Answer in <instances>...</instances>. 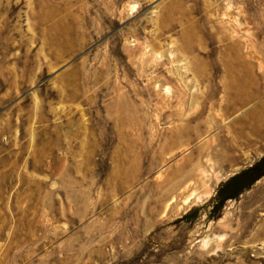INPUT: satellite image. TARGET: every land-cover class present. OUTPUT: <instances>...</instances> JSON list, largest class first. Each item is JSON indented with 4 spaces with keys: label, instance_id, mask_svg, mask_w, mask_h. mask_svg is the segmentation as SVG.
Returning a JSON list of instances; mask_svg holds the SVG:
<instances>
[{
    "label": "rangeland",
    "instance_id": "obj_1",
    "mask_svg": "<svg viewBox=\"0 0 264 264\" xmlns=\"http://www.w3.org/2000/svg\"><path fill=\"white\" fill-rule=\"evenodd\" d=\"M264 0H0V264H264Z\"/></svg>",
    "mask_w": 264,
    "mask_h": 264
},
{
    "label": "flooded vegetation",
    "instance_id": "obj_2",
    "mask_svg": "<svg viewBox=\"0 0 264 264\" xmlns=\"http://www.w3.org/2000/svg\"><path fill=\"white\" fill-rule=\"evenodd\" d=\"M264 176V157L257 162L235 175L225 184L223 192L231 194L244 184H251Z\"/></svg>",
    "mask_w": 264,
    "mask_h": 264
}]
</instances>
